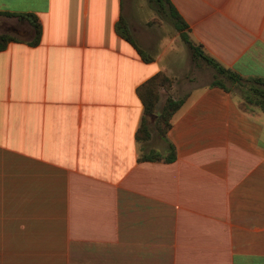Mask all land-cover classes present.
<instances>
[{
  "label": "crops",
  "instance_id": "0c3cea01",
  "mask_svg": "<svg viewBox=\"0 0 264 264\" xmlns=\"http://www.w3.org/2000/svg\"><path fill=\"white\" fill-rule=\"evenodd\" d=\"M171 1L205 54L264 78V0ZM134 7L0 0L42 24L32 44L0 14L30 27L0 50V264H264V112L130 28L140 54L115 29ZM158 71L174 83L155 113L185 99L165 138L149 119L138 140L136 87ZM169 143L172 159H139Z\"/></svg>",
  "mask_w": 264,
  "mask_h": 264
},
{
  "label": "trees",
  "instance_id": "16d2710c",
  "mask_svg": "<svg viewBox=\"0 0 264 264\" xmlns=\"http://www.w3.org/2000/svg\"><path fill=\"white\" fill-rule=\"evenodd\" d=\"M150 6L160 17H164L171 21L174 28L179 32L181 39L191 48L194 55L203 58L209 65L215 69V76L212 83L222 85L227 88L222 81L223 77L229 78L233 83L238 85V92L240 97L244 100V107L247 108L248 105H257L264 112V78L260 76L256 77H243L233 71L229 67H225L220 62H218L212 56L205 54L202 49H200L198 44H194L188 34V24L178 12V9L173 4L171 0H148ZM0 14L14 16H19V19L27 20L33 28V37L29 40L30 43H37L42 34V24L34 12H26L23 14H16L9 11H1ZM115 29L117 33L133 43L138 49L140 54L144 52L139 48L133 39L132 32L130 30L129 24L126 19L120 15L116 24ZM18 36L14 35L12 32H0V50L4 49L7 44L12 40H17ZM145 58H150L144 54ZM172 79L166 75L163 71H158L145 79L136 87V93L141 99L143 104V115L140 124L136 130V138L138 140H145L150 136L148 120L153 119L157 134L165 138L168 129L171 125V118L175 111L180 107L185 99V95L179 98H174L167 94L164 102L159 110L155 113L156 103L160 96V90L164 89L168 91L171 88ZM175 150L172 143L168 144V152L163 155L156 150H151L149 152L142 153L139 159H165L169 160L174 157Z\"/></svg>",
  "mask_w": 264,
  "mask_h": 264
},
{
  "label": "rangeland",
  "instance_id": "374dc122",
  "mask_svg": "<svg viewBox=\"0 0 264 264\" xmlns=\"http://www.w3.org/2000/svg\"><path fill=\"white\" fill-rule=\"evenodd\" d=\"M131 2L135 3V7L132 10L126 12L125 15L128 18L127 21L133 32H135L151 47L155 46L156 39L160 37H164V39H167V41H170L174 45L178 44V55L182 57L180 61L186 64L187 71H185L188 72L187 75L191 72V67H194L197 69V81L204 82L210 81L212 79V73H214V75L216 74L215 70L213 68L211 69L209 65H206L202 58L193 55L192 50L181 39L179 33L177 30H175L171 21L164 17L158 16L156 12L150 7L147 0H131ZM5 31L12 32L14 35L19 37L30 36V27L28 24L19 21L11 22L0 18V32ZM191 73L189 75H191ZM168 76L172 79L173 84L174 78L170 75ZM222 81L229 85L233 91L237 93L236 91L239 88L230 79L223 77ZM170 89L165 91L169 92ZM240 99L242 104H245L242 97H240Z\"/></svg>",
  "mask_w": 264,
  "mask_h": 264
}]
</instances>
